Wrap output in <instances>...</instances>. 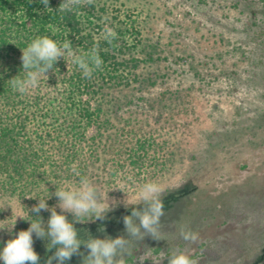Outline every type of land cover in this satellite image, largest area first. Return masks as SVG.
<instances>
[{
  "label": "rangeland",
  "instance_id": "rangeland-1",
  "mask_svg": "<svg viewBox=\"0 0 264 264\" xmlns=\"http://www.w3.org/2000/svg\"><path fill=\"white\" fill-rule=\"evenodd\" d=\"M113 1L138 20L147 41L157 44L159 59L151 70L158 85L148 95L157 98L162 115L147 109L130 117L129 128H140L155 139L144 161L149 174L135 182L126 167L110 182L105 176L88 180L110 210L103 220L75 222L78 236L83 241L129 239L134 254L120 264H140L136 259L141 255L143 264H168L178 251L189 253L198 264H264L261 0ZM148 182L165 189L160 240L150 235L131 238L124 224L134 208H145L139 192ZM130 204L135 206L128 208ZM53 206L62 211L58 200L49 209ZM17 214H27L20 197L0 198V252L19 234L16 227L22 218L16 219ZM182 226L198 234L195 243L183 240ZM33 240L38 264H47L59 245L49 251L50 238L33 233ZM86 249L82 243L80 250Z\"/></svg>",
  "mask_w": 264,
  "mask_h": 264
},
{
  "label": "trees",
  "instance_id": "trees-1",
  "mask_svg": "<svg viewBox=\"0 0 264 264\" xmlns=\"http://www.w3.org/2000/svg\"><path fill=\"white\" fill-rule=\"evenodd\" d=\"M62 2L49 0L46 9L40 0H0V198L20 197L25 217H42L45 226L50 210L32 208L40 198L53 205L57 188H78L81 177L105 176L110 182L126 167L135 182L149 174L144 161L156 142L140 128H129L130 117L147 109L162 115L157 98L148 95L158 85L151 70L159 59L157 44L146 40L138 20L113 0H95L72 12L58 11ZM105 27L117 34L112 44L101 36ZM44 36L58 43L69 40L77 55L95 49L102 68L85 78L62 57L35 89L22 95L13 90L11 79L25 76L23 49ZM67 217L74 220L71 213ZM27 219L17 222V231L30 227ZM84 219V224L99 221ZM88 253L80 250L64 264H84Z\"/></svg>",
  "mask_w": 264,
  "mask_h": 264
},
{
  "label": "clouds",
  "instance_id": "clouds-1",
  "mask_svg": "<svg viewBox=\"0 0 264 264\" xmlns=\"http://www.w3.org/2000/svg\"><path fill=\"white\" fill-rule=\"evenodd\" d=\"M40 2L46 6V9L50 8L49 0H40ZM94 2L95 0H63L58 11L72 12L79 6L92 5ZM101 36L108 44H112L117 38L116 32L110 27H105ZM62 57L66 62L70 59L81 70L83 77L89 79L93 72L101 69L103 65V60L95 49L77 55L69 40L58 43L47 36L37 37L23 49L21 60L25 76L11 79L13 90L22 95L28 94L31 89L38 86L41 76H47L48 71L53 69ZM164 193L165 189L157 182H148L141 187L139 203H143L145 208L143 210L134 208L130 216L124 217L129 237L144 240L145 236L150 235L156 240L164 239L160 233V222L165 212L161 199ZM55 196L58 198L61 212H57L56 206L49 209L47 200L43 198H40L39 203L32 208L36 213L50 210L51 216L46 226L42 217L27 219L23 214L16 215V219L24 218L30 220L31 224L27 230H21L14 239L7 241L0 252V259H3L4 264H38L40 257L33 247V233L37 238H50L47 245L49 251L59 245L55 253L49 257L47 264H53V260L57 261V264H64L73 254L80 253L82 243L89 250L84 264H120L124 256L132 255L130 241L123 236L115 239L90 238L87 241L81 240L78 236V230L74 227L75 222H86L84 217H88V220H103L110 210V206L102 201L98 190L87 178L81 177L78 188H57ZM67 213L73 215V221L68 219ZM132 217H135L138 223H133ZM180 236L191 243L198 240L197 233L185 230L183 226L180 228ZM136 260L143 264L145 257L141 255ZM168 264H198V262L189 253L178 251L170 256Z\"/></svg>",
  "mask_w": 264,
  "mask_h": 264
}]
</instances>
